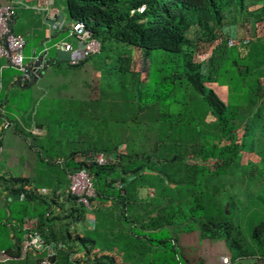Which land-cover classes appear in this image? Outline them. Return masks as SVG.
<instances>
[{"label":"trees","instance_id":"1","mask_svg":"<svg viewBox=\"0 0 264 264\" xmlns=\"http://www.w3.org/2000/svg\"><path fill=\"white\" fill-rule=\"evenodd\" d=\"M248 4H259V13L264 20V0H64L67 18L81 21L99 41L100 49L109 41L135 47L141 52L143 63H147L148 52L151 50L159 49L179 55L184 61L186 80L196 96L192 109L169 116L168 129L177 138H167V141H172L171 144H167V141L166 144L157 142L162 148L160 155L143 152L138 154L125 146L123 151L118 150L117 161L113 164L96 165L80 161L74 162L70 167L65 166L64 172L84 168L93 180L94 199L100 195L97 187L100 180L107 188H112V184L117 183L118 191L122 190L118 197L126 199L131 196L132 190L128 188L129 185L126 187V176H132L129 182L131 186H144L131 183L140 174H161L163 179H158L164 180L167 190L162 188L159 193L155 191L157 195L154 201L146 204L143 219H134L135 224L150 230L173 225H181L184 230H190L187 221L197 219L202 237L222 236L227 241L226 236L219 232L221 228L229 226L217 196L224 184L222 177L233 175L234 181L237 180L239 184L248 183L251 179L256 180L259 185L264 184V152H254L253 149V144L264 135V93L260 92L259 81L264 79V37L261 43L257 39L247 40L244 55L240 56L236 51V58L230 61V67L234 69L227 86L216 80L214 74L217 68L212 64L215 63V57H221L225 49L232 46L228 40L213 43L205 61V72L201 70L202 62L194 61L193 58L198 41L211 43L216 39L215 32L226 9L241 11ZM261 16L256 15V19H262ZM191 29L195 33L194 39L187 35ZM84 60L70 67H78ZM239 60L242 61L241 65L237 64ZM29 82H24L23 85ZM208 83L225 85L226 99L221 100ZM233 90L235 94L230 95ZM208 121L212 125L211 131L202 129ZM233 136L234 140H230ZM245 137L250 143L247 152L256 155V161L241 162ZM171 148L175 152L169 154L168 150ZM113 150H117V144L103 148L107 153ZM137 159L141 163L135 167L133 163ZM117 168L121 174L114 176L112 173ZM107 176L110 177L109 180L106 179ZM228 186H231V182ZM228 207L229 202L226 204V208ZM202 213L208 216L202 218ZM120 214L122 219H127L121 209ZM36 229L40 235L38 222ZM64 238L80 242L86 254L85 259L98 264L101 260L111 262L112 257L108 254H91L84 238H70L69 233H65ZM18 239L19 237L17 241ZM146 240L150 245L154 243L160 250L168 243L175 264H185L175 252L172 242L174 237H147ZM251 240L258 244L264 242V219L253 225ZM17 247L18 243L14 244V249ZM236 248L240 247L236 245ZM30 255L33 256V263L37 264L39 255L32 254L23 259H10L3 264L25 261ZM66 257L67 253H61L57 249L51 258L52 264H57L58 259L66 264ZM152 260L153 258L150 264ZM75 261L85 262L79 257H75ZM162 264L169 263L162 261Z\"/></svg>","mask_w":264,"mask_h":264},{"label":"rangeland","instance_id":"2","mask_svg":"<svg viewBox=\"0 0 264 264\" xmlns=\"http://www.w3.org/2000/svg\"><path fill=\"white\" fill-rule=\"evenodd\" d=\"M260 8L259 4H248L241 11H224V18L215 32L216 39L211 43L197 42L193 60L202 62L203 72L213 43L228 40L232 46L226 48L221 57H215L212 66L217 68L214 74L216 80L229 85V78L234 69L230 67V61L236 58V51L238 55H244L247 40L257 39L258 43L263 41L264 20L259 13ZM256 15L262 19H256ZM194 34L193 29L187 32L192 39ZM148 53L147 63H143L142 54L137 48L113 41L106 42L104 47L97 54L90 56L83 65L76 68L61 65L48 69L39 84L29 85L30 88L27 87L24 95H14L15 99H19L18 112L25 114L28 120L33 118L35 122H43L49 134L55 137L57 154L62 156L69 154L71 150L83 148L88 142L96 147L107 148L121 144L138 154L143 152L160 155L162 148L157 142L171 144L172 141H167V138H177V135L174 136L168 129L169 116L178 111L192 109L196 96L186 80L184 61L179 55L159 49ZM241 62L239 60L237 64L241 65ZM259 81L260 92L264 93V79ZM28 89L33 95L29 94ZM232 92L230 95L235 94L234 90ZM216 93L223 100L226 99L224 94L219 93V89H216ZM18 112L16 110V113ZM202 129L211 131L210 121ZM167 133L169 134L166 135ZM234 138L235 136L230 140ZM244 144L242 163L253 159L254 155L247 152L250 144L247 137L244 138ZM253 149L254 152H264V135L253 144ZM56 151L49 153L51 160L54 159ZM173 152V148L168 150L169 154ZM33 158L45 169L47 164H43L35 156ZM58 160L55 159V163L47 166L48 170H44L43 179L37 181L36 186H56L57 193L61 195L66 186V165L62 160L59 164ZM140 163L137 159L133 165L137 167ZM158 178L161 179L162 175L140 174L131 184H142L145 187L152 185L158 193L162 188L167 190L164 180ZM234 180L233 175H224L223 187L217 195L223 206L225 220L229 222L226 229L221 228L219 231L221 235L226 236L227 241L222 236L202 237L197 227V219L187 221L190 230H184L181 225L166 226L157 230L131 228L132 233L137 234L139 231V234L144 235L133 238L130 233L123 231L120 207L115 206L116 215L113 225L111 224L114 228L113 244L125 259L133 260L131 262L136 264H148L150 257L153 258L152 264H162V261L175 264L168 243L161 250L158 248L154 252V243L150 245L146 240L147 237H175L178 245H174V249L180 261L186 256L195 261L204 258L205 264H218L219 254H233L236 245L251 241L253 225L264 219V190H260L263 184L259 185L254 179L243 184ZM229 182L231 186H228ZM98 186L106 187L103 181L97 183ZM228 202L229 207L226 208ZM127 213L131 219L132 213L129 209ZM200 216L203 218L208 215L202 213ZM68 220L66 218L60 223ZM67 228L73 230L75 227L69 224ZM19 236L18 232L17 237ZM5 243V239L3 242L0 239V246ZM183 245L186 249L180 247ZM184 250L187 251L186 254L183 253ZM254 260L255 257L245 256L231 261L233 264H248Z\"/></svg>","mask_w":264,"mask_h":264},{"label":"crops","instance_id":"3","mask_svg":"<svg viewBox=\"0 0 264 264\" xmlns=\"http://www.w3.org/2000/svg\"><path fill=\"white\" fill-rule=\"evenodd\" d=\"M0 5H10L13 9L10 28L13 33L20 35L23 39L24 64L31 66L35 57L42 61V68L27 85H23L18 81L17 70L8 63L5 57H0V107L13 127L0 132V239L2 242L4 239L6 240L4 246H0V248H14L18 238L19 221L22 217L28 216L36 218L42 239L58 243L60 245L57 248L58 251L67 253L66 264L70 257H73L74 260L75 257H79L85 261L76 262L77 264L98 263L85 259L86 254L81 243L68 241L64 238L65 233H69L70 238L76 236L84 238V243L91 254H108L112 257L111 262L101 260L99 264H136L131 262L133 260L125 259L122 252L113 244L112 232L114 228L111 224L113 225L116 215L114 207L119 206L127 216V219H122L123 231L130 233L133 238L144 237L139 234V231L135 234L130 230L136 227L143 229L138 226L139 224H135L134 219H143L146 204L157 195L155 188L140 185L131 186L129 182L132 176L128 175L126 176V187L129 185L128 188H132L131 196L126 199L118 197L122 190L118 191L116 183L112 184V188L98 186L100 195L93 200L91 210L86 211L68 196L66 174V186L61 195L57 193L56 186L54 188L50 184L36 186V182L43 179L44 170H48L47 166L55 163V159H59L60 162L64 161L65 165L70 167L74 164L75 157L84 151L107 153L103 151L105 146L96 147L88 142L83 148L71 150L65 156L59 155L56 151L57 147L54 145L55 137L49 134L46 125L43 122H35L33 118L28 120L25 114L18 112L20 111L18 108L19 99H15L14 95H24L29 85L39 84L46 70L61 65L76 68L66 64L67 55L57 48L59 40L65 38L70 23L65 12L64 0H0ZM87 59L79 66L83 65ZM207 85L215 93L216 89H219V93L226 97L225 85L216 83ZM29 90L28 92H30ZM32 93L29 94L33 95ZM218 97L223 100L220 95ZM124 149V145H117V150L123 151ZM51 151H56L52 160L49 158L50 156L48 157ZM43 154L47 156L44 157ZM33 156L43 164H47L45 169ZM252 158L250 160H257L256 155H253ZM112 174L118 176L121 173L117 168ZM106 179L109 180L110 177L107 176ZM260 190H264V184L260 186ZM128 209L132 213L131 219L128 217ZM66 218L69 219L67 222L60 223ZM69 224L74 225L75 228L69 230L67 228ZM85 231L92 233L88 234ZM172 242L173 246L178 245L175 237ZM242 245L240 244L239 247H241L236 248L233 254H219L218 264H221L219 260L221 256L229 257V264H233L231 260L237 254L259 257H255L256 260L248 264H264V242L258 244L251 240ZM180 247L186 249L185 245ZM157 249L158 247L154 244V252ZM242 250L246 252H239ZM183 253L186 254L187 251L184 250ZM32 258L33 256L30 255L25 261L10 264H34ZM183 260L185 264H205L204 258H198L195 261L185 256ZM56 263L62 264L59 259ZM147 263H151V257Z\"/></svg>","mask_w":264,"mask_h":264},{"label":"built area","instance_id":"4","mask_svg":"<svg viewBox=\"0 0 264 264\" xmlns=\"http://www.w3.org/2000/svg\"><path fill=\"white\" fill-rule=\"evenodd\" d=\"M13 17V9L10 5H0V57H5L8 63L18 72V81L21 83L30 81L42 68L41 59L34 58L33 64L27 66L23 62V39L20 35L11 31L10 22ZM59 51L67 55L65 62L68 66H75L87 57L95 55L100 50L99 41L92 36L79 20H70L65 38L57 43ZM13 128L12 123L4 116L0 107V132ZM118 150L109 153H95L87 151L75 157V162H93L96 165H108L117 161ZM58 163L61 162L58 160ZM67 178V193L86 211H90L95 197V188L92 177L84 169L65 172ZM117 187L119 185L116 183ZM37 220L34 217H22L19 221V239L17 249L0 248V264L10 259H23L27 255H39L37 264H52L51 258L60 245L54 241H44L37 232ZM239 255L232 259H240ZM256 258H259L258 256ZM221 264H229L227 256L220 257ZM67 264H77L73 257Z\"/></svg>","mask_w":264,"mask_h":264}]
</instances>
